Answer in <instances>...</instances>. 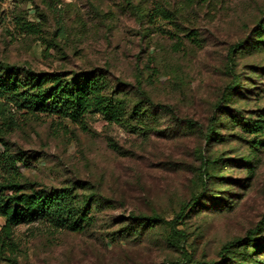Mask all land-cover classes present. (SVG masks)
<instances>
[{"label":"rangeland","instance_id":"374dc122","mask_svg":"<svg viewBox=\"0 0 264 264\" xmlns=\"http://www.w3.org/2000/svg\"><path fill=\"white\" fill-rule=\"evenodd\" d=\"M45 1L29 0L22 6L29 20H38L35 5L41 9L49 6L47 30L61 26L64 32L57 38L59 46L48 51L47 43L19 29L14 5L22 0H5V15L0 20V60L47 72L103 68L130 92L141 80L152 100L170 105L179 116L204 127L234 74L250 75L257 82L259 78L250 67H264V54H238L233 70L226 67L230 46L248 37L255 22L264 16V0L199 4L182 18L183 28L197 33L196 40L184 33L174 37L168 24L145 29L123 0ZM92 5L103 15L97 16ZM251 96L235 107L245 113L264 109V92L256 90ZM87 126L84 130L79 125L41 117L14 132V144L30 154L43 155L39 165L20 166V172L46 186H63L74 180L92 183L116 202L115 208L101 215L102 221L108 220V231L116 228L115 219L132 211L150 214L156 210L170 220L179 205L189 200L201 165L199 150L206 146L199 133L179 130L168 120L145 137L109 124L99 114L90 116ZM234 139L214 143L204 154L239 157L246 148ZM260 158L252 179L247 180L242 168L228 174L232 180L226 182L234 187L232 192L242 194L232 210H209L187 220L186 250L193 259L216 260L223 243L244 236L261 220L264 151ZM101 229H105L103 225ZM15 236L22 244L23 264H168L183 257L179 249L159 240L112 244L101 239L100 233L57 230L45 222L20 225L15 228Z\"/></svg>","mask_w":264,"mask_h":264},{"label":"trees","instance_id":"16d2710c","mask_svg":"<svg viewBox=\"0 0 264 264\" xmlns=\"http://www.w3.org/2000/svg\"><path fill=\"white\" fill-rule=\"evenodd\" d=\"M0 0V20L5 12ZM14 5L16 25L28 36L47 43V50L56 49L57 38L63 35L61 26L47 30V10L34 6L38 20H29L22 3ZM211 0H123L124 6L145 25V29L168 24L174 37L184 33L198 39L193 30L183 28L182 18L199 4ZM41 2H46L41 0ZM97 16L102 12L92 5ZM264 54V16L249 31L248 37L230 46L226 67L232 71L237 55ZM250 75H235L215 103L214 113L207 126L191 118L181 117L168 104L151 99L137 81L130 92L115 83L103 68L80 71H37L28 65L0 60V264H23L22 244L15 236V228L35 222H45L57 230L77 233H100V238L112 244L120 241L159 240L179 249L181 260L168 264H264V214L244 236L223 243L216 260H195L188 255L187 220L209 210H232L241 193L232 192L229 173L242 168L247 180L256 175L260 153L264 151V109L246 110L235 107L237 102L252 99L254 91L264 92V67L251 65ZM101 115L109 124H116L128 132L149 136L161 129L163 121H170L179 130L199 133L205 148H200L201 165L192 182L188 201L179 205L172 219L167 220L156 210L151 213L130 212L115 219L116 228L108 231V220L101 215L115 208L116 202L100 193L89 181L74 180L63 186H46L20 172V166L31 168L42 162L43 155L17 146L11 135L26 124L41 117L79 125L88 130L87 119ZM225 130V133L222 131ZM230 137L246 148L239 157L218 154L205 155L214 143H227ZM238 185V184H237ZM247 185V184H246ZM245 185V186H246ZM110 222V221H109ZM115 222V223H116ZM103 223V224H102ZM101 225L105 229H101Z\"/></svg>","mask_w":264,"mask_h":264}]
</instances>
